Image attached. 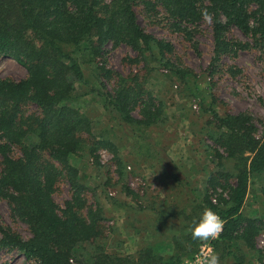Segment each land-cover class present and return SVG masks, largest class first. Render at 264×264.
Masks as SVG:
<instances>
[{
  "label": "trees",
  "instance_id": "1",
  "mask_svg": "<svg viewBox=\"0 0 264 264\" xmlns=\"http://www.w3.org/2000/svg\"><path fill=\"white\" fill-rule=\"evenodd\" d=\"M137 7L150 16L161 12L169 26L189 38L191 27L210 15L214 59L249 45L226 35L232 24L264 49V0H0V56H9L26 69L19 78L0 75V199L29 230L27 236L21 234L0 214V254L17 250L31 264H182L180 254L163 255L157 242H144L132 253L109 251L99 243L97 237L104 230L100 213L91 207L86 214L80 212L85 205L84 183L71 161L72 153L87 149L95 155L100 147L119 157L111 139L89 141L92 120L72 104L74 83L83 78L82 61L94 60L110 42L135 50L128 58L131 62L157 50L163 66L173 65L165 55L172 51L171 42L144 29ZM173 67L184 78L186 71L178 64ZM99 70L106 78L117 77L116 87L101 95L111 119L128 124L131 133L160 121L163 105L137 74L125 76L104 65ZM202 131L214 169L203 197L187 215L189 226L199 221L205 208L212 209L224 221L219 238L212 240L221 264H247L242 248L253 251L258 264H264V246L255 242L256 235L264 232V131L260 138L255 136L248 110L214 111ZM60 176L71 188V198L61 210L53 197ZM252 178L259 182L263 208L260 214L246 215L242 206ZM217 187L221 190L214 202L210 191ZM160 210L170 213L167 206ZM199 242L189 230L185 257Z\"/></svg>",
  "mask_w": 264,
  "mask_h": 264
},
{
  "label": "rangeland",
  "instance_id": "2",
  "mask_svg": "<svg viewBox=\"0 0 264 264\" xmlns=\"http://www.w3.org/2000/svg\"><path fill=\"white\" fill-rule=\"evenodd\" d=\"M137 9L138 20L145 30L171 42L173 48L166 52V59L173 65L178 64L186 74L180 78L173 71V65L169 66L170 69L163 66L157 59V50L147 53L140 62H131L128 58L136 51L124 43L113 45L107 42L104 51L94 60L81 62L83 78L74 83L72 104L78 105L92 120L89 141L92 137L111 139L117 146L119 157L116 158L107 147L98 148L95 155L87 149L71 154L79 179L84 183L85 205L80 212L86 214L91 207L100 213L104 230L97 241L109 251L125 248L132 253L135 246L144 242H157L163 255L178 253L180 259H185L193 255L185 257L184 253L190 247L187 232L192 228L189 226L191 218L187 215L192 205L203 197L208 174L214 169L215 160L204 145L207 140L202 129L214 111L224 114L248 110L256 125L255 136H262L264 49L254 44L251 35L232 24L226 35L247 41L249 45L234 47L214 59L210 15H204L191 27L192 36L189 38L169 26L161 12L150 16L140 7ZM75 54L79 55L78 52ZM99 65L125 76L137 74L154 100L163 105L160 121L142 128L141 133H131L128 124L111 119L101 95L104 89L116 87L117 77L106 78ZM25 74V67L18 61L0 56V75L19 78ZM133 113L138 114L137 109ZM85 136L89 137L86 133ZM219 190L217 187L210 191L212 201L213 197L217 199ZM53 197L60 210L71 198V188L65 177L57 179ZM164 206L170 208L168 215L161 213ZM262 208L259 182L252 178L242 212L260 214ZM0 214L5 223L25 236L29 234L26 223L11 216L4 199H0ZM193 218L198 219L197 216ZM255 242L258 247L264 246L263 231L256 235ZM242 251L247 264H258L253 251L247 248ZM0 261L31 264L17 250L1 253Z\"/></svg>",
  "mask_w": 264,
  "mask_h": 264
},
{
  "label": "clouds",
  "instance_id": "3",
  "mask_svg": "<svg viewBox=\"0 0 264 264\" xmlns=\"http://www.w3.org/2000/svg\"><path fill=\"white\" fill-rule=\"evenodd\" d=\"M210 19V16L208 17ZM224 221L218 213L210 208H205L198 222L191 228L193 240L207 243L219 238L223 231ZM185 264H221L220 255L214 249L201 247L199 253L192 261Z\"/></svg>",
  "mask_w": 264,
  "mask_h": 264
},
{
  "label": "built area",
  "instance_id": "4",
  "mask_svg": "<svg viewBox=\"0 0 264 264\" xmlns=\"http://www.w3.org/2000/svg\"><path fill=\"white\" fill-rule=\"evenodd\" d=\"M215 200H216V198L213 197V201H215ZM262 241H263V240H262ZM201 247H205V248L210 247V248H213V246H212V241H209V242H207V243H202V242H201V243L199 244L197 250H195V251L193 252V255H192L191 257L185 258V259L183 260L182 264H185V261H192V260H194L195 256L199 253V250H200Z\"/></svg>",
  "mask_w": 264,
  "mask_h": 264
},
{
  "label": "crops",
  "instance_id": "5",
  "mask_svg": "<svg viewBox=\"0 0 264 264\" xmlns=\"http://www.w3.org/2000/svg\"><path fill=\"white\" fill-rule=\"evenodd\" d=\"M135 235H136V233H135ZM134 243H137V242H134ZM139 247H140V246H135L134 249H138ZM117 251H119V250H117ZM132 251H133V250H132ZM132 251H131V252H132ZM120 252H125V253L127 252V253H129L128 249L126 250L125 248H121V249H120Z\"/></svg>",
  "mask_w": 264,
  "mask_h": 264
}]
</instances>
